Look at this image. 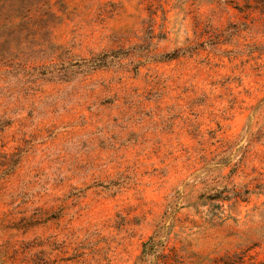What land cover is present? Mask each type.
Segmentation results:
<instances>
[{
  "label": "rangeland",
  "instance_id": "1",
  "mask_svg": "<svg viewBox=\"0 0 264 264\" xmlns=\"http://www.w3.org/2000/svg\"><path fill=\"white\" fill-rule=\"evenodd\" d=\"M263 261L264 0H0V264Z\"/></svg>",
  "mask_w": 264,
  "mask_h": 264
},
{
  "label": "trees",
  "instance_id": "2",
  "mask_svg": "<svg viewBox=\"0 0 264 264\" xmlns=\"http://www.w3.org/2000/svg\"><path fill=\"white\" fill-rule=\"evenodd\" d=\"M95 66L99 67V66H104L106 65V61H104V58H98L97 61H95ZM147 250H146V247L144 248V253H146ZM260 264H264V261L261 262Z\"/></svg>",
  "mask_w": 264,
  "mask_h": 264
}]
</instances>
